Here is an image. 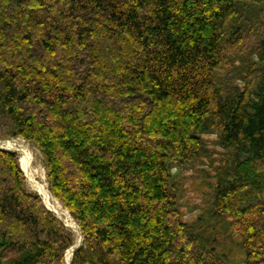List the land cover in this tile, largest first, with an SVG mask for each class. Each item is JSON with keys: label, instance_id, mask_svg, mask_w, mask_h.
Here are the masks:
<instances>
[{"label": "trees", "instance_id": "1", "mask_svg": "<svg viewBox=\"0 0 264 264\" xmlns=\"http://www.w3.org/2000/svg\"><path fill=\"white\" fill-rule=\"evenodd\" d=\"M16 137L78 226L68 264H264V0H0ZM203 162L190 223L177 177ZM20 167L0 149V264H65L74 234Z\"/></svg>", "mask_w": 264, "mask_h": 264}, {"label": "rangeland", "instance_id": "2", "mask_svg": "<svg viewBox=\"0 0 264 264\" xmlns=\"http://www.w3.org/2000/svg\"><path fill=\"white\" fill-rule=\"evenodd\" d=\"M0 146H2L5 150L16 152L19 159L23 155V149L30 154L31 156L30 159L31 162L29 166V172L31 173L30 176L34 180V182H37L46 188L48 194L51 196L50 205H48V202H46L44 197L40 194V191L39 189H37L35 183L30 180V176L27 175L23 169H21L24 173L28 190L37 193L41 198V200L43 201L45 208L50 209L51 212H53L56 217L61 219L62 223L64 222L65 224H68L67 228H69V230L72 231L75 239L72 248H74L73 250L78 248L82 242V238L80 236L78 226L75 223V221L72 219V217L69 215L67 210L63 208L61 203L53 195L49 193L48 184H47V172H46L44 160L37 146L33 142L25 141L21 137H16L13 139H5V140L0 139ZM7 147H9V149ZM210 155L212 156L211 157L212 161H215L214 159L216 158L219 159L220 156L219 149L213 147L210 151ZM203 169L206 170V173H208L209 176H207L203 172H199ZM211 177L213 176L211 173V168H209L208 162L205 163L203 162L202 164L196 166L195 169L192 170L185 169V171L179 173L177 177L178 180L180 181L184 180L182 182L187 186V190H185V192H182L183 195L181 193L180 206H179V210L182 212L183 220L186 219L190 223H193L192 222L194 220L193 217L196 216V218L198 217L197 220H199L205 215L206 210L204 209V207L208 205V201H209V196H207V192H208L207 184L208 182L212 181ZM54 206H56V209H58V213L53 210ZM69 260L70 259H66V254H65V264H68Z\"/></svg>", "mask_w": 264, "mask_h": 264}, {"label": "bare ground", "instance_id": "3", "mask_svg": "<svg viewBox=\"0 0 264 264\" xmlns=\"http://www.w3.org/2000/svg\"><path fill=\"white\" fill-rule=\"evenodd\" d=\"M9 144V143H8ZM22 146V145H21ZM9 148V147H8ZM5 150V149H4ZM7 151H10V150H7ZM30 159H31V156H30V154L26 151V150H24L23 149V155L21 156V158H20V165H21V167H22V169L25 171V173L27 174V175H31V173L29 172V166H30ZM30 180L32 181V182H34V180L31 178V176H30ZM35 183V185H36V187H37V189H39V191H40V194L44 197V199H45V201L46 202H48V205H50V201H51V196L48 194V192H47V190H46V188L43 186V185H40L39 183H37V182H34ZM50 193V192H49ZM54 202V201H53ZM55 204V203H54ZM53 204V205H54ZM49 211H51L50 209H48ZM55 212H57L58 213V209H56V206H54V209H53ZM53 213V212H52ZM65 213V212H64ZM64 215V214H63ZM58 218V217H57ZM66 218V217H65ZM59 219V218H58ZM61 220V219H60ZM66 220H68V219H66ZM64 223V222H63ZM65 224V223H64ZM67 225L68 224H65V226L67 227ZM81 236V235H80ZM73 247V246H72ZM71 247V249H69V250H67L66 251V259H70L71 258V256H72V254H73V252H74V248H72ZM70 257V258H69Z\"/></svg>", "mask_w": 264, "mask_h": 264}, {"label": "built area", "instance_id": "4", "mask_svg": "<svg viewBox=\"0 0 264 264\" xmlns=\"http://www.w3.org/2000/svg\"><path fill=\"white\" fill-rule=\"evenodd\" d=\"M8 148V147H7ZM0 149H4L2 146H0ZM9 149V148H8Z\"/></svg>", "mask_w": 264, "mask_h": 264}]
</instances>
